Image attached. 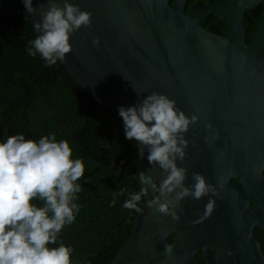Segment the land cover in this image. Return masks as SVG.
I'll list each match as a JSON object with an SVG mask.
<instances>
[{"label": "water", "instance_id": "obj_1", "mask_svg": "<svg viewBox=\"0 0 264 264\" xmlns=\"http://www.w3.org/2000/svg\"><path fill=\"white\" fill-rule=\"evenodd\" d=\"M263 1L213 0L186 12L189 0H70L92 13V23L71 35L72 51L57 61L65 74L113 109L139 105L156 92L176 100L189 117L198 115L184 134L187 155L177 161L188 170L187 186L193 172L214 186L218 176L231 172L219 196L183 200L178 222L148 208L147 199L156 195L150 190L109 264H200L199 251L208 264H264L253 232L255 227L264 232V16L249 42L245 25L246 11ZM52 2L63 7V0ZM41 6L47 9L49 0H33V26L41 19ZM212 14L226 22L227 34L206 27ZM0 48L1 55V35ZM210 133L219 138L206 142ZM137 143L140 188L141 172L159 183L162 170L149 164L147 149ZM210 197L216 208L200 219ZM167 244L171 256L164 254Z\"/></svg>", "mask_w": 264, "mask_h": 264}, {"label": "clouds", "instance_id": "obj_2", "mask_svg": "<svg viewBox=\"0 0 264 264\" xmlns=\"http://www.w3.org/2000/svg\"><path fill=\"white\" fill-rule=\"evenodd\" d=\"M27 13H35L33 0H23ZM50 6L40 11V20L34 27L40 34L29 41L28 54H39L48 66L64 61L72 51L71 35L81 27H90L92 13L81 10L70 0H63V7L49 0ZM228 29V28H227ZM99 44V38L93 39ZM135 90V89H134ZM138 95V93H137ZM126 139L138 141L147 149L150 165L162 170V178L156 182L151 174L139 173L143 187L128 193L123 207L142 213V198L148 208L160 217L170 216L179 221L177 208L186 198L200 200L204 196H219L228 183L231 172L220 175L217 183H208L204 174L192 173L193 183L185 184L187 168L178 166L187 155L189 140L185 133L200 117H189L176 106V100L162 93L147 95L142 103L131 107H119ZM211 123L206 128L211 129ZM219 134L205 136V141H214ZM143 155V152L140 153ZM85 171L79 158L72 159V148L66 140L57 141L55 135L43 136L38 142L26 139L23 134L12 135L0 142V264H72V248L55 244L58 234L66 224H71L79 206L72 201L81 191L77 183ZM127 189L114 193L110 206H115V197L124 195ZM44 202L42 207L34 199ZM246 206V205H245ZM216 208V200L209 198L203 217H210ZM182 211V208H181ZM199 220L193 223H198ZM166 256L172 255V245L167 244Z\"/></svg>", "mask_w": 264, "mask_h": 264}, {"label": "trees", "instance_id": "obj_3", "mask_svg": "<svg viewBox=\"0 0 264 264\" xmlns=\"http://www.w3.org/2000/svg\"><path fill=\"white\" fill-rule=\"evenodd\" d=\"M212 1L189 0L185 10ZM263 16L264 1L246 11L247 42ZM205 25L220 34L228 32L226 22L215 14ZM0 35V142L17 134L38 142L54 134L57 141L69 143L72 159L79 158L85 165L84 175L77 181L81 191L72 201L79 212L62 228L57 242L48 247L61 243L71 247L72 264H109L129 237L138 214L123 207L128 193L140 190L136 178L138 143L126 139L117 109L97 102L65 74L58 62L48 66L39 54H28L29 41L37 33L21 0H0ZM122 189L127 192L115 197V206H110L114 193ZM33 203L38 207L44 204L38 198ZM257 236L264 250L260 229ZM198 262L208 264L201 255Z\"/></svg>", "mask_w": 264, "mask_h": 264}, {"label": "flooded vegetation", "instance_id": "obj_4", "mask_svg": "<svg viewBox=\"0 0 264 264\" xmlns=\"http://www.w3.org/2000/svg\"><path fill=\"white\" fill-rule=\"evenodd\" d=\"M233 181L235 182V183H237L238 182V180L237 179H233ZM258 229H260V228H258V227H255L254 228V235L258 238V236H257V232H258ZM261 230V229H260ZM262 231V230H261ZM263 232V231H262ZM264 233V232H263ZM170 238H172V240L174 239V235H172V236H170L169 237V241H170ZM259 239V238H258ZM260 240V239H259ZM203 256V258H204V254H203V252L202 251H199V252H197V254H196V257H197V260H198V258H199V256ZM207 260V259H206Z\"/></svg>", "mask_w": 264, "mask_h": 264}]
</instances>
